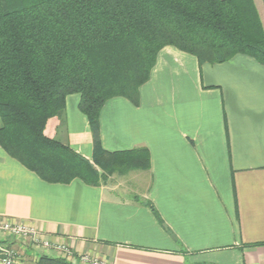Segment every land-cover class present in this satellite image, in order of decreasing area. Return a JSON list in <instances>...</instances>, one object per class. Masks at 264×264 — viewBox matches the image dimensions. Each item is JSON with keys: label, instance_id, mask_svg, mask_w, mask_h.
I'll return each instance as SVG.
<instances>
[{"label": "crops", "instance_id": "1", "mask_svg": "<svg viewBox=\"0 0 264 264\" xmlns=\"http://www.w3.org/2000/svg\"><path fill=\"white\" fill-rule=\"evenodd\" d=\"M79 101L68 95L63 123L50 120L46 132L91 161ZM99 123L103 149L145 147L150 167L98 186L48 183L0 147V220L29 223L73 255L7 236L15 264L42 256L82 264L81 255L110 264H264L263 65L240 54L199 64L166 46L139 88V104L112 98Z\"/></svg>", "mask_w": 264, "mask_h": 264}, {"label": "trees", "instance_id": "2", "mask_svg": "<svg viewBox=\"0 0 264 264\" xmlns=\"http://www.w3.org/2000/svg\"><path fill=\"white\" fill-rule=\"evenodd\" d=\"M166 46L199 64L240 54L264 66L254 0H0V147L48 183L98 186L115 173L148 169L145 147L102 148L99 115L112 98L139 104ZM70 94L80 95L90 126L91 161L46 132L50 120L63 123ZM37 264L71 263L42 256Z\"/></svg>", "mask_w": 264, "mask_h": 264}, {"label": "built area", "instance_id": "3", "mask_svg": "<svg viewBox=\"0 0 264 264\" xmlns=\"http://www.w3.org/2000/svg\"><path fill=\"white\" fill-rule=\"evenodd\" d=\"M7 236L26 239L29 240L30 244L35 248L41 247L45 250L53 249L57 253L66 254L68 257L72 256L73 258L68 246L52 243L46 239L40 238L33 225L26 222L0 220V264H15L18 261L19 256L17 252L3 240ZM76 259L82 264H110V262L105 259L92 258L89 255L77 256Z\"/></svg>", "mask_w": 264, "mask_h": 264}, {"label": "rangeland", "instance_id": "4", "mask_svg": "<svg viewBox=\"0 0 264 264\" xmlns=\"http://www.w3.org/2000/svg\"><path fill=\"white\" fill-rule=\"evenodd\" d=\"M254 3L256 5V8L258 10L261 22H262L263 27H264V6L262 4V1L261 0H254Z\"/></svg>", "mask_w": 264, "mask_h": 264}]
</instances>
